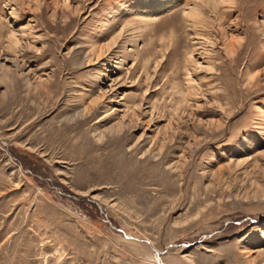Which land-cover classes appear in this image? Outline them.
Returning a JSON list of instances; mask_svg holds the SVG:
<instances>
[{"label":"rangeland","instance_id":"374dc122","mask_svg":"<svg viewBox=\"0 0 264 264\" xmlns=\"http://www.w3.org/2000/svg\"><path fill=\"white\" fill-rule=\"evenodd\" d=\"M0 264H264V0H0Z\"/></svg>","mask_w":264,"mask_h":264},{"label":"bare ground","instance_id":"6f19581e","mask_svg":"<svg viewBox=\"0 0 264 264\" xmlns=\"http://www.w3.org/2000/svg\"><path fill=\"white\" fill-rule=\"evenodd\" d=\"M158 1V0H157Z\"/></svg>","mask_w":264,"mask_h":264}]
</instances>
